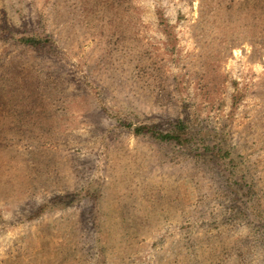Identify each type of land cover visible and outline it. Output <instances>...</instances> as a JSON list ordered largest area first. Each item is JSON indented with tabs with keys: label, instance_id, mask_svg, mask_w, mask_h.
<instances>
[{
	"label": "rangeland",
	"instance_id": "rangeland-1",
	"mask_svg": "<svg viewBox=\"0 0 264 264\" xmlns=\"http://www.w3.org/2000/svg\"><path fill=\"white\" fill-rule=\"evenodd\" d=\"M0 264H264V0H0Z\"/></svg>",
	"mask_w": 264,
	"mask_h": 264
},
{
	"label": "trees",
	"instance_id": "trees-1",
	"mask_svg": "<svg viewBox=\"0 0 264 264\" xmlns=\"http://www.w3.org/2000/svg\"><path fill=\"white\" fill-rule=\"evenodd\" d=\"M37 39L38 38L28 37V38L23 39V41L27 44H30L36 47L40 43V41H38ZM134 132L136 135L148 133L160 141H174L177 143H184V140H185L184 138L188 136L191 131H189V128L186 126L184 122H179L175 126V130L167 134L160 133L148 125L140 126L136 128Z\"/></svg>",
	"mask_w": 264,
	"mask_h": 264
}]
</instances>
